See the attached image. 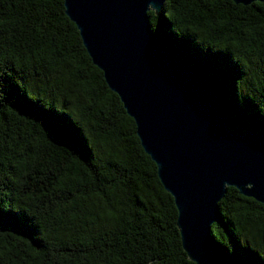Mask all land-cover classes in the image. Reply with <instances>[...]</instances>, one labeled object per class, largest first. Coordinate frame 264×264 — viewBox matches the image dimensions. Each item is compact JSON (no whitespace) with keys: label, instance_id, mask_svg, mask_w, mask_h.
Returning a JSON list of instances; mask_svg holds the SVG:
<instances>
[{"label":"trees","instance_id":"1","mask_svg":"<svg viewBox=\"0 0 264 264\" xmlns=\"http://www.w3.org/2000/svg\"><path fill=\"white\" fill-rule=\"evenodd\" d=\"M161 46L264 133V2L167 0ZM212 225L229 264H264V204L228 186ZM134 118L64 0H0V264H195Z\"/></svg>","mask_w":264,"mask_h":264},{"label":"water","instance_id":"2","mask_svg":"<svg viewBox=\"0 0 264 264\" xmlns=\"http://www.w3.org/2000/svg\"><path fill=\"white\" fill-rule=\"evenodd\" d=\"M167 0H64L93 62L136 122L178 209L182 244L195 264H229L214 243L228 186L264 204V133L229 127L222 91L161 46L150 10ZM250 4L264 0H234Z\"/></svg>","mask_w":264,"mask_h":264}]
</instances>
